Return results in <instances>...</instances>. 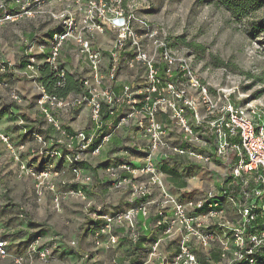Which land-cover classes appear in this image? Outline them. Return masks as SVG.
<instances>
[{
    "label": "built area",
    "instance_id": "obj_1",
    "mask_svg": "<svg viewBox=\"0 0 264 264\" xmlns=\"http://www.w3.org/2000/svg\"><path fill=\"white\" fill-rule=\"evenodd\" d=\"M120 4L121 0H0V26L27 19L48 22L50 28L46 42L39 36L22 38L26 50L23 66L0 59V88L9 87L12 74L30 81L36 89V105L58 135L46 140L37 125L33 130H24L33 142L27 146L29 153L53 159L69 152L67 158L75 174L72 182L86 184L91 179L80 178L81 168L76 163L98 155L119 126L143 114L146 124L138 121L137 125L150 141L143 165L133 167L121 162L106 170L110 188H129L137 204L124 213L103 216L105 228L127 223L128 234L136 243L139 235L134 218L139 213L147 215L148 208L156 206L155 226L162 228L164 240H176L175 251L160 254L158 240L141 250L147 256L143 264H264V111L257 104L236 103L230 91H211L185 62L166 50L156 30L144 19L124 11ZM107 32L113 38L104 54L94 42L96 35ZM145 43L152 48L148 50ZM65 45L77 50L78 59H85L87 73L69 72L61 59ZM44 64L60 79L74 74L81 92L65 98L48 92L41 82ZM122 64L130 70L143 69L138 85L118 82ZM9 97L17 103L23 101L14 90ZM82 106L89 109L92 129L70 134L54 111ZM160 114L174 122L181 137L170 134L165 124L157 122ZM106 117L115 122H108ZM23 124L19 119L18 125L22 128ZM0 142L17 165L16 178L34 181L37 201L50 193L53 207L58 209L64 198L87 200L82 188L57 191L55 179L59 173L53 163L35 170L22 159L26 145L15 146L1 131ZM55 147H64L66 152ZM119 152L124 154L126 150L120 148ZM168 154L186 156L204 165L216 162L225 173L199 198L179 201L165 187L158 169ZM152 187L159 189L156 197L152 196ZM55 239L50 241L55 243ZM11 241L10 232L0 226L1 258L8 256ZM116 241L112 236L106 241L96 240L95 246L109 249ZM69 244L74 246V242ZM40 247V238H36L27 250L28 264L34 255L42 261L48 258L50 249L38 250ZM14 262L25 264V259L16 257Z\"/></svg>",
    "mask_w": 264,
    "mask_h": 264
},
{
    "label": "crops",
    "instance_id": "obj_2",
    "mask_svg": "<svg viewBox=\"0 0 264 264\" xmlns=\"http://www.w3.org/2000/svg\"><path fill=\"white\" fill-rule=\"evenodd\" d=\"M49 34V23L42 21L20 19L15 23L0 26V59L23 66L26 50L22 44V38L30 40L39 36L46 42ZM112 38L109 32L96 35L94 46L106 54ZM47 52L48 50L45 51ZM61 55L69 72L77 70V72L87 73L86 61L83 58L78 59L75 48L65 45ZM68 74L76 79L74 74ZM141 74H143L142 68L136 67L130 70L122 64L117 80L122 84L138 85L137 83L141 82ZM12 90L23 99L21 103L10 99L9 95ZM36 97V89L30 81L12 74L9 78V87L0 88V131L8 134L15 146L26 145L21 156L33 169L39 170L46 163L54 164L59 173L55 179L57 189L63 191L82 188L87 200L71 198L62 206L65 221L63 226L57 227L62 230L63 235L69 241L71 240L70 242H74V246H70V242L68 244L64 242L69 245L68 247L61 242H51L52 235H54L52 229L40 225L39 218H33L31 214L32 211L43 214L45 210L42 207L51 204L50 199L53 195L47 193L41 200L42 202L35 204L34 181L31 178H16L17 165L0 142V226L5 227L12 235V241L8 246V256L0 257V264H15L14 258L16 257H23L25 264H28L27 250L36 239L34 235L37 233H43V237L40 238L41 247L38 250L49 248L50 255L45 261L34 255L30 264H114L113 262L143 264L147 256L141 250L149 249L158 240H161L157 247L160 254L174 253L176 240L174 242L164 240L162 228L155 226L158 219L156 206H150L147 215L139 213L134 218L139 235L136 243L132 242L128 234L127 223L125 225L111 224L106 229V222L103 219V216L111 217L124 213L137 204L131 198L129 188L121 191L110 188L106 170L121 162L133 167L143 165L150 141L145 130L139 128L137 122L141 121L145 125L146 116L142 114L134 118L130 124L119 126L98 155L87 156L86 160L76 163L81 168L80 178L89 177L91 179L90 182L83 184L72 182L75 178L72 171L74 165L67 159L64 147H55L61 153L66 152V156L60 158L50 159L29 153L27 146L33 145V142L24 134V130H33L37 125L39 128L37 131L46 140L57 135L52 126L45 122L36 105ZM54 116L70 132H88L93 126L87 107L82 106L68 111L55 110ZM19 119L24 122L22 128L18 125ZM105 120L115 122L114 118L106 117ZM156 120L165 124L170 134L182 136L180 129L175 126L174 122L167 119L165 114L158 115ZM51 147L48 145L47 149ZM120 148H125L126 153L119 152ZM162 167H165L166 171L163 169L161 171ZM158 169L162 173L165 187L179 201L199 198L205 190L217 185L225 173L224 167L219 163L211 162L204 165L186 156L171 154H168L167 158L158 164ZM123 175L128 174L123 173ZM63 182L65 185H62ZM151 190L153 197L159 195L158 188L152 187ZM45 209L50 215H54L55 209L52 210L50 207ZM47 223L53 227L54 224L56 225V219L53 218ZM102 228L104 229L101 232ZM112 236L116 237L117 241L109 249L95 246L96 240L106 241Z\"/></svg>",
    "mask_w": 264,
    "mask_h": 264
},
{
    "label": "rangeland",
    "instance_id": "obj_3",
    "mask_svg": "<svg viewBox=\"0 0 264 264\" xmlns=\"http://www.w3.org/2000/svg\"><path fill=\"white\" fill-rule=\"evenodd\" d=\"M120 6L156 30L166 50L185 62L211 91H230L236 103L257 104L264 111V29L250 35L251 23L264 20V6L241 20L232 17L217 0H121ZM145 47L152 48L148 43ZM52 198L51 204L42 207L43 214L32 211L31 216L52 229V240L68 244L71 240L57 226H63L62 206L71 198L61 199L58 209L53 207ZM34 199L39 204L44 198L37 201L35 195ZM47 207L55 209L54 215ZM53 218L54 228L47 223ZM42 234L35 238H42Z\"/></svg>",
    "mask_w": 264,
    "mask_h": 264
},
{
    "label": "trees",
    "instance_id": "obj_4",
    "mask_svg": "<svg viewBox=\"0 0 264 264\" xmlns=\"http://www.w3.org/2000/svg\"><path fill=\"white\" fill-rule=\"evenodd\" d=\"M227 12L236 20L247 18L251 13L257 11L264 6V0H217ZM264 29V20L258 23H251V36H255L257 33ZM160 50H163L161 48ZM41 82L48 92H53L59 98H65L69 94H78L81 92V84L71 75L67 74L63 79L56 77L44 64L41 68ZM62 84L58 86V84ZM72 134V132H69ZM166 171L165 167L161 168ZM41 233H37L35 236H39Z\"/></svg>",
    "mask_w": 264,
    "mask_h": 264
},
{
    "label": "bare ground",
    "instance_id": "obj_5",
    "mask_svg": "<svg viewBox=\"0 0 264 264\" xmlns=\"http://www.w3.org/2000/svg\"><path fill=\"white\" fill-rule=\"evenodd\" d=\"M193 181L195 182L196 180H193ZM193 181H192V182H193Z\"/></svg>",
    "mask_w": 264,
    "mask_h": 264
}]
</instances>
